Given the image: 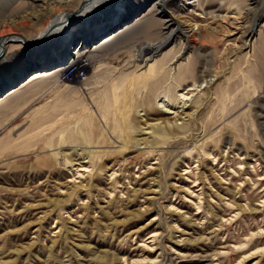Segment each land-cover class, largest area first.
Returning <instances> with one entry per match:
<instances>
[{"label": "rangeland", "instance_id": "obj_1", "mask_svg": "<svg viewBox=\"0 0 264 264\" xmlns=\"http://www.w3.org/2000/svg\"><path fill=\"white\" fill-rule=\"evenodd\" d=\"M80 1L0 0V36ZM157 1L65 71L4 45L0 90L24 71L11 89L55 108L0 162V264H264V0Z\"/></svg>", "mask_w": 264, "mask_h": 264}, {"label": "bare ground", "instance_id": "obj_2", "mask_svg": "<svg viewBox=\"0 0 264 264\" xmlns=\"http://www.w3.org/2000/svg\"><path fill=\"white\" fill-rule=\"evenodd\" d=\"M71 1L75 0H51L49 4L44 5L42 8L55 9L61 4H70ZM131 1L81 0L76 10L59 11L33 40H28L18 34L0 36V57L5 51L4 45L7 42L21 41L25 46L24 64L26 68L42 66L40 69L35 68L33 70L36 73L48 71L47 69L54 66L65 71L70 62L67 58L76 54L73 52L75 49L80 50L83 45L93 44L99 35L104 32H113L121 22H124L133 13ZM168 1L170 0L157 1L160 12L165 9ZM175 34L176 28L169 31L167 37L158 43L154 45L147 44L152 50L151 54L159 51ZM79 54L77 52L73 62ZM23 73L24 71L18 74L19 78L23 77ZM8 83L14 84L16 80L8 77ZM201 85L197 86L200 87ZM193 87L194 85L188 89L191 90Z\"/></svg>", "mask_w": 264, "mask_h": 264}, {"label": "crops", "instance_id": "obj_3", "mask_svg": "<svg viewBox=\"0 0 264 264\" xmlns=\"http://www.w3.org/2000/svg\"><path fill=\"white\" fill-rule=\"evenodd\" d=\"M31 94L23 90L20 91L16 87L9 89L0 96L1 163L13 158L24 157L31 150L28 148L27 142L30 144H41L43 142L40 134H36L39 138L37 140L32 136L31 139L26 141L25 136H27V132L31 134V129L36 127L37 124L48 121L49 117L46 116V113L55 107L51 106V108L49 105L44 104L32 107L31 102H29Z\"/></svg>", "mask_w": 264, "mask_h": 264}, {"label": "water", "instance_id": "obj_4", "mask_svg": "<svg viewBox=\"0 0 264 264\" xmlns=\"http://www.w3.org/2000/svg\"><path fill=\"white\" fill-rule=\"evenodd\" d=\"M27 74H28V73H27ZM27 74H26V75H27ZM26 75H24L22 78H19V79L16 81V83H14V84H9L8 86L2 88V89L0 90V96L3 95V94H4L6 91H8L9 89H11V87H12L13 85H17V84L19 83V81L25 79V78H26Z\"/></svg>", "mask_w": 264, "mask_h": 264}]
</instances>
